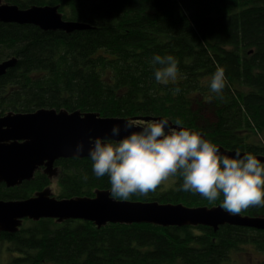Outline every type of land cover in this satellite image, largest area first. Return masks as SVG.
Segmentation results:
<instances>
[{"label": "trees", "instance_id": "trees-1", "mask_svg": "<svg viewBox=\"0 0 264 264\" xmlns=\"http://www.w3.org/2000/svg\"><path fill=\"white\" fill-rule=\"evenodd\" d=\"M5 1L22 9L60 5L65 20L91 28L66 33L0 21V63L19 58L0 77L1 115L55 108L111 118H179L226 149L264 156V0ZM169 54L179 62L178 77L157 83L152 58ZM217 67L227 77L220 96L210 90ZM56 165L59 198L110 190L107 176L95 177L89 157L63 158ZM22 183H0V199L34 196L53 181L38 170ZM181 183L175 178L169 189L160 186L129 200L221 205L178 191ZM242 214L264 216V207ZM23 224L14 234L0 231V250L15 253L9 264H234L235 254L264 255V230L245 226L97 228L89 220L51 218H26Z\"/></svg>", "mask_w": 264, "mask_h": 264}, {"label": "water", "instance_id": "water-1", "mask_svg": "<svg viewBox=\"0 0 264 264\" xmlns=\"http://www.w3.org/2000/svg\"><path fill=\"white\" fill-rule=\"evenodd\" d=\"M0 21L6 23L31 24L42 30H62L71 33L91 28L90 23L64 19L60 5H36L22 9L17 4L0 0ZM12 57L0 63V77L18 63ZM164 117L134 116L106 117L97 112L71 111L55 108H40L29 113L0 111V183L9 188L32 180L37 171H44L50 178L59 176L57 161L74 156V149L80 141L86 146L89 137H110L114 125L123 126L127 119L151 120ZM169 119V118H168ZM170 120V119H169ZM171 121V120H170ZM125 133L122 131L121 136ZM206 138V136H205ZM207 139V138H206ZM222 152L235 156L237 150L219 145ZM243 155L244 151H240ZM88 157L85 151L80 158ZM264 161V156H256ZM28 218L38 221L45 218L60 223L68 219L89 220L97 228L108 223L139 224L152 223L158 226H208L219 230L223 225L264 230V216L246 214L232 215L221 205L187 206L184 203H164L157 200H114L109 189H97L94 196L59 198L51 187L36 191L34 196L0 199V231L14 234Z\"/></svg>", "mask_w": 264, "mask_h": 264}, {"label": "clouds", "instance_id": "clouds-1", "mask_svg": "<svg viewBox=\"0 0 264 264\" xmlns=\"http://www.w3.org/2000/svg\"><path fill=\"white\" fill-rule=\"evenodd\" d=\"M152 64L157 83L177 79L179 62L173 55H155ZM226 84L225 69L217 67L211 92L220 96ZM179 91L174 89L173 95ZM85 151L95 177H108L114 200L147 197L170 179L180 178L178 191L198 194L209 203L220 200L229 214L264 207V163L252 153L225 154L202 131L185 127L179 118L127 119L122 127H112L110 137H89L87 146L80 141L75 158Z\"/></svg>", "mask_w": 264, "mask_h": 264}, {"label": "rangeland", "instance_id": "rangeland-1", "mask_svg": "<svg viewBox=\"0 0 264 264\" xmlns=\"http://www.w3.org/2000/svg\"><path fill=\"white\" fill-rule=\"evenodd\" d=\"M4 2H6L4 0ZM57 178V179H56ZM59 177L54 176L52 178L53 186H51L52 192L58 196L62 193L59 181ZM174 179H170L169 181L165 182V184L161 185L164 189H169L172 185ZM15 256V253L9 252L7 247H3L0 250V264H9L11 259ZM258 258V259H257ZM235 263L234 264H256L257 262L264 261V255L258 253L257 251L254 253H250V255H236L234 256Z\"/></svg>", "mask_w": 264, "mask_h": 264}, {"label": "flooded vegetation", "instance_id": "flooded-vegetation-1", "mask_svg": "<svg viewBox=\"0 0 264 264\" xmlns=\"http://www.w3.org/2000/svg\"><path fill=\"white\" fill-rule=\"evenodd\" d=\"M56 164H57V163H56ZM44 169H45V167L39 169V171H42V172H43ZM59 171H60V173H61L60 167H59ZM44 172H45V171H44ZM45 173H46V172H45ZM60 173H59V174H60ZM56 177H59V176H56ZM50 179H51V181H52V178H50ZM56 179H57V178H56ZM51 186H53V183L50 185V187H51Z\"/></svg>", "mask_w": 264, "mask_h": 264}]
</instances>
